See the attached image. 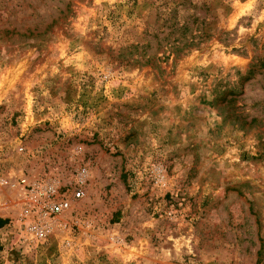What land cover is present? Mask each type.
<instances>
[{
  "label": "rangeland",
  "instance_id": "1",
  "mask_svg": "<svg viewBox=\"0 0 264 264\" xmlns=\"http://www.w3.org/2000/svg\"><path fill=\"white\" fill-rule=\"evenodd\" d=\"M78 165L30 239L2 181ZM0 218V264H264V0H0Z\"/></svg>",
  "mask_w": 264,
  "mask_h": 264
},
{
  "label": "built area",
  "instance_id": "2",
  "mask_svg": "<svg viewBox=\"0 0 264 264\" xmlns=\"http://www.w3.org/2000/svg\"><path fill=\"white\" fill-rule=\"evenodd\" d=\"M18 150L22 152L23 147ZM17 171L13 182L4 180L2 184L15 191V198L20 203L18 218L23 233L30 239L43 241L58 218L70 214L76 202L83 199L89 172L85 166L78 165L70 180L60 182L50 177L29 176L22 169Z\"/></svg>",
  "mask_w": 264,
  "mask_h": 264
},
{
  "label": "trees",
  "instance_id": "3",
  "mask_svg": "<svg viewBox=\"0 0 264 264\" xmlns=\"http://www.w3.org/2000/svg\"><path fill=\"white\" fill-rule=\"evenodd\" d=\"M168 27H170V29H171V34H174V33H176V32H181V37H184V31H185V28L183 27V26H180V28H178V26L176 25V24H174V25H170L169 24V26ZM196 38H198V39H201V37H197L196 35H194V36H192V40H195ZM160 44H159V48H157V49H160ZM150 48V46L149 45H145V46H143L142 48H141V51H142V53H145L146 52V50L147 49H149ZM184 49V47H178V46H174V47H172L171 49H170V53H173V54H179V53H181V51ZM7 223V221L6 220H3V219H1L0 218V229L3 227V226H5V224Z\"/></svg>",
  "mask_w": 264,
  "mask_h": 264
}]
</instances>
